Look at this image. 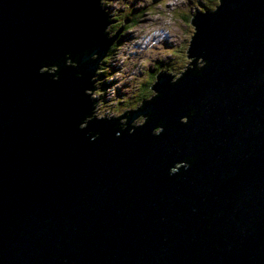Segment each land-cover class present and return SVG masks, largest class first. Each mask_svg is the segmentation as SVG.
Here are the masks:
<instances>
[{
    "label": "water",
    "instance_id": "95a60500",
    "mask_svg": "<svg viewBox=\"0 0 264 264\" xmlns=\"http://www.w3.org/2000/svg\"><path fill=\"white\" fill-rule=\"evenodd\" d=\"M219 3L191 68L80 128L125 30L101 0H0V264H264V0Z\"/></svg>",
    "mask_w": 264,
    "mask_h": 264
},
{
    "label": "rangeland",
    "instance_id": "374dc122",
    "mask_svg": "<svg viewBox=\"0 0 264 264\" xmlns=\"http://www.w3.org/2000/svg\"><path fill=\"white\" fill-rule=\"evenodd\" d=\"M101 2L110 8L108 14H112L111 17L115 18L119 27L128 28L125 36L123 35L121 47L115 50L110 59L106 58L108 61L106 66L102 65L95 71L103 73L92 76L90 87L95 90L84 91L90 94V102L95 101L94 117L110 119L117 118L126 111L138 109L143 99L151 98L154 93L156 95L157 92L151 87L157 82L156 76L159 72L170 74L173 76L171 80L175 82L187 68L192 67V64L188 63L195 57L187 56V48L195 28L181 20L179 12L191 18L196 12H204L205 0H101ZM219 4L216 1L214 6ZM130 10H133L131 13L135 18L129 19L131 22L134 21L132 26H128L129 21H126L130 18L131 14L128 13ZM172 48H175V58L170 54ZM205 62L203 61L199 67ZM44 70L53 73L58 68L41 66L40 71ZM101 82H105V87H100ZM146 118L147 116L139 114L130 123L141 126ZM118 121L121 123L120 128L126 126L123 124L126 117ZM182 121H186V118ZM86 124L87 121L82 122L80 128ZM161 129L157 126L154 131L157 133Z\"/></svg>",
    "mask_w": 264,
    "mask_h": 264
},
{
    "label": "trees",
    "instance_id": "16d2710c",
    "mask_svg": "<svg viewBox=\"0 0 264 264\" xmlns=\"http://www.w3.org/2000/svg\"><path fill=\"white\" fill-rule=\"evenodd\" d=\"M216 1H218V2H220V0H205V8L203 9L204 11L205 10H209L210 9V11H213L214 9H215V6H214V3H216ZM208 4V5H207ZM101 8L105 11V14L108 16V19L109 20H111V21H115V18L112 16L111 17V15L112 14H108L109 13V9H108V6H106L104 3H102L101 2ZM189 14V13H188ZM179 18L181 19V20H183V21H185V23L186 24H189V25H191V23H190V19L191 18H189V16L187 15V14H184L183 12H179ZM184 18V19H183ZM186 19V20H185ZM130 23L128 24V26H132L133 25V23H134V21H129ZM119 25V23H111V24H109V26H107L106 27V29H105V32H106V35H107V38H110V39H112V37L113 36H116V34H117V32H119L121 29V27H119L118 26ZM124 30H125V32L128 30V28L127 27H125L124 28ZM125 36V35H124ZM124 36H121L120 38H119V40H118V42L112 47V48H110L109 49V51L107 52V54H106V56H105V58L101 61V62H99V64H98V66H97V68L98 67H101L102 65H104V66H106L107 65V63H108V61H106L107 59H110L111 58V56H113V54L115 53V50H117L119 47H121V45H122V43H123V37ZM125 42V41H124ZM175 49V48H174ZM174 49L172 48V50H171V55H173L174 56V58H175V55H174ZM66 57L67 56H69V54H66L65 55ZM96 57V55L95 56H93V57H91V59H94ZM107 58V59H106ZM70 58H66L65 59V62H64V64L65 65H72V66H76L77 65V63H75V62H70ZM202 64V62L200 61V60H197L196 61V65L195 66H199V65H201ZM52 66H54L55 68H58V67H56V65H52ZM185 67H187V66H185ZM169 69H170V67H169ZM45 71V70H44ZM163 71V70H162ZM56 71H54L53 73H55ZM105 72V71H104ZM103 73V71H101V72H95L94 73V75L95 76H97V75H101ZM173 81V80H172ZM99 85H100V87L101 88H103V87H105V82H101V83H99ZM99 87V86H98ZM145 94V93H144ZM154 95H155V93H154ZM153 95V96H154ZM156 95H158V94H156ZM155 95V96H156ZM152 96V97H153ZM151 97V98H152ZM151 98H148V99H143V101H146V100H149V99H151ZM143 105V103L140 105V106H142ZM139 106V107H140ZM93 112V111H92ZM92 116H93V113L91 114V115H89V118L88 117H86V119L84 120V121H82V122H86V121H88L89 119H91L92 118ZM129 125H132L131 123H129ZM80 127H81V125H79ZM176 168V167H175Z\"/></svg>",
    "mask_w": 264,
    "mask_h": 264
},
{
    "label": "bare ground",
    "instance_id": "6f19581e",
    "mask_svg": "<svg viewBox=\"0 0 264 264\" xmlns=\"http://www.w3.org/2000/svg\"><path fill=\"white\" fill-rule=\"evenodd\" d=\"M114 1V0H113ZM116 1H118V0H116ZM104 13H105V11H104ZM204 61V60H203ZM202 61V62H203ZM176 81V80H175ZM169 82L170 83H172L173 81L172 80H169ZM153 90V89H152ZM85 90H83V92H84ZM155 91V90H154ZM157 92V91H156ZM85 93V92H84ZM86 94V93H85ZM157 94H158V92H157ZM157 96V95H156ZM89 102H90V99H89ZM91 102H92V100H91ZM92 106H95L94 104H92ZM95 109V107L93 108V109H91V112L93 111ZM94 112V111H93ZM92 114V113H91ZM90 114V115H91ZM94 117V113H93V116H92V118ZM141 117V116H140ZM96 119V118H95ZM104 119V118H103ZM90 120V119H89ZM107 120H109V119H107ZM135 121V120H134ZM182 121V120H181ZM119 122V121H118ZM182 122H184V121H182ZM82 124V122L80 123V125ZM119 124H121L120 122H119ZM136 127V126H135ZM123 129V128H122ZM121 129V130H122ZM153 132H155L153 129L151 130V133H153ZM98 135V133H96V136ZM96 136H94V137H92V136H90V139H94ZM181 163V162H180ZM184 163V162H183ZM182 166H184V169H186L187 167H188V163L186 162V164H182Z\"/></svg>",
    "mask_w": 264,
    "mask_h": 264
},
{
    "label": "flooded vegetation",
    "instance_id": "af4514ba",
    "mask_svg": "<svg viewBox=\"0 0 264 264\" xmlns=\"http://www.w3.org/2000/svg\"><path fill=\"white\" fill-rule=\"evenodd\" d=\"M131 12H133V10H130V11L128 12V13L131 14V15H130V18L126 19V21H130L129 19H135L134 16H133V13H131ZM125 16H127V15H125ZM129 23H130V22H129Z\"/></svg>",
    "mask_w": 264,
    "mask_h": 264
},
{
    "label": "clouds",
    "instance_id": "9594fccd",
    "mask_svg": "<svg viewBox=\"0 0 264 264\" xmlns=\"http://www.w3.org/2000/svg\"><path fill=\"white\" fill-rule=\"evenodd\" d=\"M170 171H171V174H173L175 170L174 169H171Z\"/></svg>",
    "mask_w": 264,
    "mask_h": 264
}]
</instances>
